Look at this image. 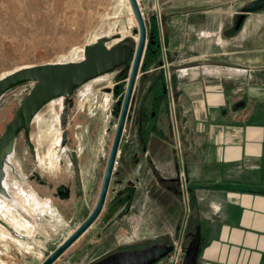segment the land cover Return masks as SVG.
I'll return each instance as SVG.
<instances>
[{
    "label": "rangeland",
    "instance_id": "rangeland-1",
    "mask_svg": "<svg viewBox=\"0 0 264 264\" xmlns=\"http://www.w3.org/2000/svg\"><path fill=\"white\" fill-rule=\"evenodd\" d=\"M137 2L148 35L153 31L154 39L159 42L158 58L163 61L160 69L165 70L167 77L173 76L175 86L171 92L176 94L167 103V113L159 116L154 137L147 138L148 150H157L160 143L165 145V151L175 147L179 176L181 170L185 174L187 169L184 150L190 146L189 141L192 148L197 146L186 133L189 120L194 119L193 109L199 115L206 113H200L199 94L190 107L185 88L192 79L197 82L206 79L214 85L225 83L229 85L231 99L224 106L214 104L207 113L214 116L224 109L243 114L249 104L247 84L264 81V17L259 22L251 20L264 7L247 13L235 29L234 16L249 0H198L179 9H173L168 0ZM212 8L219 10L206 16L205 10ZM206 19L207 23L202 24ZM220 19L222 26L216 25ZM217 30L221 31L217 33ZM217 34L223 35L222 40ZM101 36L110 37L107 46L119 41L137 42L138 24L129 0H0V78L26 66L79 61L83 58L84 46ZM232 62L240 68L238 72L229 70ZM115 74L114 71L98 76L73 92L64 117L63 143L60 114L68 105L64 104V97L50 100L34 115L29 133L33 152L22 133L16 137L5 184L9 194L21 199L30 209L23 212L9 198L0 195V264H38L82 220L86 210L75 208L76 176L87 177L81 186L86 191L92 190L97 179L91 195L86 196L89 193L83 190L86 198L80 199L87 209L92 206L122 104L112 94ZM124 84L123 92L126 81ZM237 85L240 87L236 88ZM32 86L31 82L20 84L0 98V135ZM136 98L135 94L125 119L119 143L122 153L126 148L130 153L138 145L139 137L132 120ZM192 128H195L194 121ZM157 161V154H152L151 165L139 167L140 162L135 163L122 176L127 182L134 180L127 185L128 216L124 228L129 241L142 238L143 232L144 240L156 239L160 243L167 238L169 243L175 241L184 249L189 232L194 231L198 222L192 211L194 202H185L180 197L176 214L170 217L174 205L168 195L157 194L158 180L150 170L153 166L156 169ZM33 171L47 184L30 179ZM217 175L208 169L203 172L205 179L218 181ZM140 181L143 183L138 186ZM59 184L69 187L68 199L52 196ZM241 188L264 192L260 184ZM203 236L205 233L201 234L202 239ZM204 244L201 241L200 251ZM80 246L72 245L54 264L80 260L77 253L72 255ZM165 261L163 258L154 264Z\"/></svg>",
    "mask_w": 264,
    "mask_h": 264
},
{
    "label": "crops",
    "instance_id": "crops-1",
    "mask_svg": "<svg viewBox=\"0 0 264 264\" xmlns=\"http://www.w3.org/2000/svg\"><path fill=\"white\" fill-rule=\"evenodd\" d=\"M197 1L168 0V3L173 9H179ZM218 10L206 9L204 14L207 16ZM254 14L256 16L251 20L259 22L264 17V9ZM204 23H207V19ZM222 23L220 19L216 25L222 26ZM220 31L217 30V33ZM217 37L222 40L223 35ZM228 68L233 72L240 70L233 62ZM247 86L249 104L243 114H233L222 109L220 114L214 116L207 113L208 109L214 104L224 106L229 102V85H214L208 84L206 79L200 82L192 79L190 86L185 88L190 107L197 101L195 95L199 94L200 113H206L199 115L194 108V119L191 117L189 120L186 133L191 141L195 140L197 146L192 148V142L189 141L190 146L184 150L187 169L183 179V193L177 175L178 152L175 153V147L174 152L169 147L165 151V145L160 143L157 150L153 151L158 157L156 169L159 175L178 179L171 189H167L160 180L155 187L159 196L168 195L172 201L174 207L170 217L176 214L180 197L185 202H194V209L189 203L190 208L198 221L196 224L200 225L201 234L205 233L201 238L205 244L201 251L199 249L195 264H264V192L241 188L256 184L264 186V81ZM192 121L195 128H192ZM205 169L217 172L220 180L205 179ZM86 178L82 179L84 184ZM142 183L140 181L138 186ZM141 237L144 238L143 232ZM164 258L166 261L159 264H170L167 256ZM181 260L177 264H181Z\"/></svg>",
    "mask_w": 264,
    "mask_h": 264
},
{
    "label": "water",
    "instance_id": "water-1",
    "mask_svg": "<svg viewBox=\"0 0 264 264\" xmlns=\"http://www.w3.org/2000/svg\"><path fill=\"white\" fill-rule=\"evenodd\" d=\"M132 11L138 24V39L136 43L116 42L107 46L110 37L101 36L94 42L86 44L83 49V58L79 61L63 63H45L26 66L0 78V98L8 90L31 82L33 86L22 99L11 121L6 125L0 135V180L3 178V165L8 155L13 151L14 142L19 133L23 134L27 146L33 151L30 141V126L34 115L50 100L64 97V104H71L73 92L83 83L107 72H111L123 65L119 75L130 71L123 102L111 143L110 151L105 164L101 188L96 206L89 217L43 262L51 264L53 260L96 218L100 212L107 192L108 184L117 155L121 135L129 106L137 70L144 52L147 29L137 0H129ZM264 7V0H253L242 6L234 16V28L240 27L245 15ZM153 42V40H150ZM67 108L60 114V127L62 129V143L65 140L64 117ZM172 181L178 182L177 178ZM0 192L4 190L0 187ZM189 240L184 248L181 264H195L201 243L200 225L194 226L189 232ZM173 250V244L166 238L165 242L154 243L143 249L126 250L105 256L93 264H154L168 256Z\"/></svg>",
    "mask_w": 264,
    "mask_h": 264
},
{
    "label": "flooded vegetation",
    "instance_id": "flooded-vegetation-1",
    "mask_svg": "<svg viewBox=\"0 0 264 264\" xmlns=\"http://www.w3.org/2000/svg\"><path fill=\"white\" fill-rule=\"evenodd\" d=\"M150 40H153V42H150ZM159 46V42L154 39L153 31H150L149 35L147 33L144 52L140 61L139 68L137 70L129 100L130 106L136 94V108L134 109V119L132 120L133 125L135 123V131L137 133V136L139 137L138 145L134 150L132 149L130 153L126 152L127 148L123 149L124 151L122 153V150L119 151L118 147L117 155L115 157V162L112 170V175L108 184L105 200L100 212L98 213L96 218L69 244V246L64 249L53 260L51 264H54L59 259V257L62 256V254H64V252H66L72 245H81L76 249V252L72 253V255H75L77 253V255H79L77 259L80 260H74L73 262L68 261L66 264H93L101 260L105 256H108L113 253L122 252L126 250L143 249L154 243H158L156 239L144 240L143 238H136L134 240H128L127 232L124 228L128 216L127 185L129 182L132 184L134 180L128 179L129 182H127L124 181V178L122 176L129 172V166L134 165L135 163L137 164L138 162H140L139 167H142L143 164H152V154H154L155 152L148 150L150 141H148L147 138H150L151 135H153L154 137V134L156 132V124L160 121L159 116H161V114L165 112V109H167V103L170 98L173 96L176 97V94H173V92H171L175 86L173 76L172 78L167 77L165 70L160 69V67H162L163 61L158 58ZM149 48H151V50L146 56V50ZM122 67L123 65L111 72H107H116L114 77L115 82L113 85L112 94L116 95L118 97L117 100H120L121 102H123L125 95V92H123V87L125 85L124 81H126L127 86L130 74V71L126 70L119 75V72L121 71ZM66 107L68 110L69 105H67ZM165 113H167V111ZM127 115L128 114H126V118ZM172 151L174 152L173 149L171 150V152ZM150 170L152 176L158 181H162L167 189H171V187H173V185L175 184V181H172V179H174L175 177L160 176L158 170L155 169L154 166L151 167ZM102 178L103 175L101 177L100 184L97 188V195L95 196V200L93 201L92 206L87 209V205L80 201V199L86 198L84 197L85 193L83 194V190H85V188H81V186L83 185V180L78 176L75 177L74 186L76 196L78 198V201L75 203V208H77L78 210H86V212L84 213L82 220L75 225V227L68 233L66 237H64L60 242H56V244H54L55 246L47 252L46 256L38 264L43 262L93 212L99 197ZM30 179H36L38 182H40L41 185L47 184V181L39 177V174L35 171H33L32 177ZM3 180L4 173L3 178L0 180V187L2 189ZM135 180L137 181L138 178L136 177ZM96 184L97 179L94 180V186L92 190L95 189ZM92 190H85L86 193H89L86 196H90ZM108 193H110L111 196L107 203ZM0 195L4 197L6 196L1 192ZM52 196L61 200L68 199L70 197L69 187L65 184H59L52 192ZM13 202L20 210L26 212L21 206L17 204L15 200Z\"/></svg>",
    "mask_w": 264,
    "mask_h": 264
},
{
    "label": "built area",
    "instance_id": "built-area-1",
    "mask_svg": "<svg viewBox=\"0 0 264 264\" xmlns=\"http://www.w3.org/2000/svg\"><path fill=\"white\" fill-rule=\"evenodd\" d=\"M249 1H253V0H249ZM179 179L181 180L180 186H181L182 190L185 191V186H184V181H183V179H184L183 170L180 171ZM183 251H184V249L182 248V246L178 245L175 241H173V250L167 256L168 262L170 264H177L179 262V259H181L183 256Z\"/></svg>",
    "mask_w": 264,
    "mask_h": 264
},
{
    "label": "bare ground",
    "instance_id": "bare-ground-1",
    "mask_svg": "<svg viewBox=\"0 0 264 264\" xmlns=\"http://www.w3.org/2000/svg\"><path fill=\"white\" fill-rule=\"evenodd\" d=\"M107 37H108V36H107ZM63 100H64V99H63ZM11 153H12V152H11ZM11 153L8 155L7 161H6L5 164H4V180H3V190H4V193H3V194L6 195L5 197H6V198H9L10 201H12V202L15 200V201L17 202V204L23 208L24 211H28V209H30V208H28L27 205H26L21 199H14V198L9 194V192H8V190H7V185L5 184V177H7V174H8V172H7V167L11 166V163L8 161L9 158H10ZM9 168H10V167H9Z\"/></svg>",
    "mask_w": 264,
    "mask_h": 264
},
{
    "label": "trees",
    "instance_id": "trees-1",
    "mask_svg": "<svg viewBox=\"0 0 264 264\" xmlns=\"http://www.w3.org/2000/svg\"><path fill=\"white\" fill-rule=\"evenodd\" d=\"M150 50H151V48H149V49L146 50V53H145L146 56L149 54Z\"/></svg>",
    "mask_w": 264,
    "mask_h": 264
}]
</instances>
